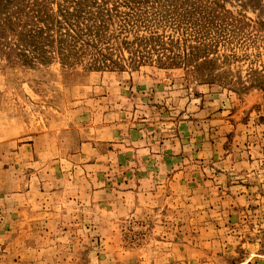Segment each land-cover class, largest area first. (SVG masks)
<instances>
[{
  "label": "rangeland",
  "instance_id": "374dc122",
  "mask_svg": "<svg viewBox=\"0 0 264 264\" xmlns=\"http://www.w3.org/2000/svg\"><path fill=\"white\" fill-rule=\"evenodd\" d=\"M223 3L213 78L0 55V264H264V0Z\"/></svg>",
  "mask_w": 264,
  "mask_h": 264
},
{
  "label": "trees",
  "instance_id": "16d2710c",
  "mask_svg": "<svg viewBox=\"0 0 264 264\" xmlns=\"http://www.w3.org/2000/svg\"><path fill=\"white\" fill-rule=\"evenodd\" d=\"M241 1V0H239ZM224 0H0V55L108 69L155 63L217 72ZM227 78V76H224Z\"/></svg>",
  "mask_w": 264,
  "mask_h": 264
}]
</instances>
